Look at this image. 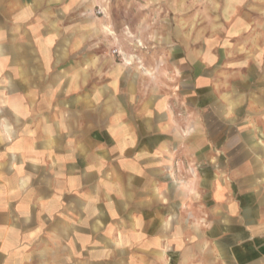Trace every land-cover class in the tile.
Here are the masks:
<instances>
[{
  "label": "crops",
  "instance_id": "obj_1",
  "mask_svg": "<svg viewBox=\"0 0 264 264\" xmlns=\"http://www.w3.org/2000/svg\"><path fill=\"white\" fill-rule=\"evenodd\" d=\"M74 1L0 0V264H264V0L211 26L261 31L256 90L218 92L208 46L188 109L65 60Z\"/></svg>",
  "mask_w": 264,
  "mask_h": 264
},
{
  "label": "rangeland",
  "instance_id": "obj_2",
  "mask_svg": "<svg viewBox=\"0 0 264 264\" xmlns=\"http://www.w3.org/2000/svg\"><path fill=\"white\" fill-rule=\"evenodd\" d=\"M225 3L226 0H75L74 27L80 24L77 17L85 15L93 30L59 31L57 41L59 46L73 47L65 60H74L75 65L87 58L100 61L106 75L100 81L106 87L111 86L110 76L116 68V75L122 77L119 91H127L133 83L135 90L142 93L182 95L180 102L185 108H193L192 98L187 97L193 92V77L198 70L194 61H200L208 46L220 63L211 71L218 92H249L257 87L261 31L235 35L211 31L213 24L227 27L222 10ZM249 6L246 2L245 8ZM104 10L110 31H97ZM244 78L249 81L242 84ZM92 86L91 83L86 88ZM208 118L202 116L203 125ZM181 134L191 135L186 131ZM209 134L203 132V138H209Z\"/></svg>",
  "mask_w": 264,
  "mask_h": 264
}]
</instances>
